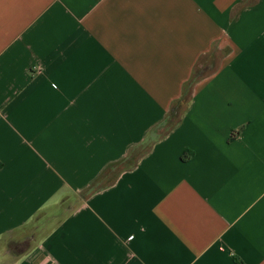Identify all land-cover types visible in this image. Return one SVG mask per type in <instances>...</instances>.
<instances>
[{
    "label": "crops",
    "instance_id": "1",
    "mask_svg": "<svg viewBox=\"0 0 264 264\" xmlns=\"http://www.w3.org/2000/svg\"><path fill=\"white\" fill-rule=\"evenodd\" d=\"M0 264H264V0H0Z\"/></svg>",
    "mask_w": 264,
    "mask_h": 264
},
{
    "label": "rangeland",
    "instance_id": "2",
    "mask_svg": "<svg viewBox=\"0 0 264 264\" xmlns=\"http://www.w3.org/2000/svg\"><path fill=\"white\" fill-rule=\"evenodd\" d=\"M14 245H15L14 243H12L11 245L5 244V249H4L3 252H7V253H9V254H11L13 256L14 251H16L15 252L16 254H18L19 251L23 252L24 248H26L28 243H25L23 246L21 245L20 247L17 246L16 248H15Z\"/></svg>",
    "mask_w": 264,
    "mask_h": 264
},
{
    "label": "trees",
    "instance_id": "3",
    "mask_svg": "<svg viewBox=\"0 0 264 264\" xmlns=\"http://www.w3.org/2000/svg\"><path fill=\"white\" fill-rule=\"evenodd\" d=\"M174 108H177V106L175 105ZM174 108H173V109H174ZM240 132H241V130L233 131V132L231 133L230 137H229V140H232V139L236 138L237 136H239ZM66 204H67V203H63V204L61 205V207L64 208V209H67V208H66ZM73 208H74V207H72V209H73ZM69 209H70V208H69ZM69 209H68V210H69ZM65 211H67V210H65ZM62 215H65V214L63 213ZM45 224H46V223H45ZM37 236H38V230H36L35 233L33 234V237H34V238L37 237Z\"/></svg>",
    "mask_w": 264,
    "mask_h": 264
}]
</instances>
